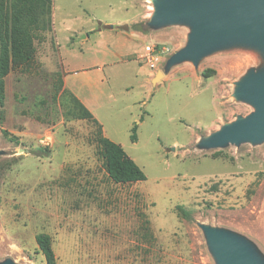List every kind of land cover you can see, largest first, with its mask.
I'll return each mask as SVG.
<instances>
[{
  "label": "rangeland",
  "instance_id": "obj_1",
  "mask_svg": "<svg viewBox=\"0 0 264 264\" xmlns=\"http://www.w3.org/2000/svg\"><path fill=\"white\" fill-rule=\"evenodd\" d=\"M164 1L53 0L52 29L35 31L34 57L6 77L0 264H47L42 232L57 264H222L210 232L264 264V136L221 135L260 109L239 88L264 74V40L227 37L185 57L195 21L161 18ZM122 43L126 62L105 68L94 114L146 174L127 184L109 177L100 125L79 116L64 81L116 61ZM149 44L170 49L153 68Z\"/></svg>",
  "mask_w": 264,
  "mask_h": 264
},
{
  "label": "water",
  "instance_id": "obj_2",
  "mask_svg": "<svg viewBox=\"0 0 264 264\" xmlns=\"http://www.w3.org/2000/svg\"><path fill=\"white\" fill-rule=\"evenodd\" d=\"M158 11L163 19L186 17L195 21L192 39L183 51L185 57L200 56L227 37L245 35L264 40V0H165ZM162 75L164 72L159 71L153 81ZM239 92L258 102L260 109L227 127L222 137L237 140L264 136V74L250 77L240 85ZM210 237L222 264H258L231 237L220 232H210Z\"/></svg>",
  "mask_w": 264,
  "mask_h": 264
},
{
  "label": "trees",
  "instance_id": "obj_3",
  "mask_svg": "<svg viewBox=\"0 0 264 264\" xmlns=\"http://www.w3.org/2000/svg\"><path fill=\"white\" fill-rule=\"evenodd\" d=\"M53 0H0V117L3 119L6 98V77L15 66L28 63L35 54V31L53 27ZM74 95V94H73ZM80 109L79 116L100 125L97 136L103 157V165L109 177L116 183H135L146 179L140 165L126 152L122 144L107 137L103 126L93 113L74 95ZM137 125L132 128V140H137ZM5 135H9L4 130ZM39 249L47 264H57L52 236L39 233L36 237Z\"/></svg>",
  "mask_w": 264,
  "mask_h": 264
},
{
  "label": "crops",
  "instance_id": "obj_4",
  "mask_svg": "<svg viewBox=\"0 0 264 264\" xmlns=\"http://www.w3.org/2000/svg\"><path fill=\"white\" fill-rule=\"evenodd\" d=\"M100 33L103 29L98 30ZM87 32V38H89ZM128 45L122 43L119 45V50H113L112 54L116 57V61L111 63H95V65H89L79 70H73L66 72L65 86L71 90V92L94 114V108L96 109L100 105L101 91L100 83H104L107 80L105 68L114 64L126 62L125 56H128ZM105 48L109 49L107 46ZM125 48H127L125 50ZM137 56V60H138ZM119 61V62H118ZM155 74V73H154ZM154 74L151 75V79L154 80ZM165 75V73H164ZM113 140V139H112Z\"/></svg>",
  "mask_w": 264,
  "mask_h": 264
},
{
  "label": "built area",
  "instance_id": "obj_5",
  "mask_svg": "<svg viewBox=\"0 0 264 264\" xmlns=\"http://www.w3.org/2000/svg\"><path fill=\"white\" fill-rule=\"evenodd\" d=\"M145 50L146 54L142 57L146 58L152 68L155 67L156 60L170 51L167 46L162 44H149L145 47Z\"/></svg>",
  "mask_w": 264,
  "mask_h": 264
}]
</instances>
